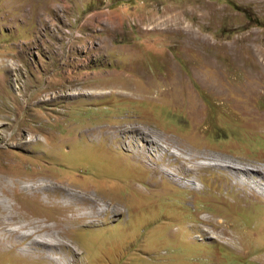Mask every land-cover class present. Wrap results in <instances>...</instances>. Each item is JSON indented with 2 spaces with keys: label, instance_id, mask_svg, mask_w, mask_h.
Segmentation results:
<instances>
[{
  "label": "rangeland",
  "instance_id": "1",
  "mask_svg": "<svg viewBox=\"0 0 264 264\" xmlns=\"http://www.w3.org/2000/svg\"><path fill=\"white\" fill-rule=\"evenodd\" d=\"M0 129L14 213L65 215L21 190L37 174L119 207L44 257L0 234V264H264L261 186L207 157L167 175L145 140L264 169V0H0Z\"/></svg>",
  "mask_w": 264,
  "mask_h": 264
},
{
  "label": "bare ground",
  "instance_id": "2",
  "mask_svg": "<svg viewBox=\"0 0 264 264\" xmlns=\"http://www.w3.org/2000/svg\"><path fill=\"white\" fill-rule=\"evenodd\" d=\"M11 62L15 63V61L13 60ZM1 130L2 129H0V132ZM122 130L127 133L138 132V129L136 128L129 129L125 127ZM28 135H31L30 131L28 132ZM162 137L159 138L154 133V136L150 135V139L146 138L145 140L147 141V146L149 150L153 147H157V149L163 151L159 155L160 157L163 158L164 157L163 155L168 157L169 156L174 157L173 162L169 161L167 163V166H169V168L171 167V170L167 171L162 169L161 167L163 173H166L167 175H171V176L181 175L182 178H185L186 176H190L191 173L195 172V168L199 167V165L204 167L213 166L217 168H222L225 171H229L232 175L236 176L238 178L236 183L238 184L247 185L250 183L252 184V182H254L256 187L261 186V189L264 191L263 167L261 166L253 167L247 164L242 165V163L237 164V162H231V159H229L230 161L229 162L227 160L228 158L226 159V157H222L219 155L218 156L210 155L209 153L204 154L193 151L187 152L185 150L179 152L178 149H181V146H183L184 144L182 145V143L180 144L178 143L176 145L174 140H173L174 143H172L170 141L171 139L169 140V138H162ZM169 146L172 147L175 146V148L172 150L171 147ZM200 157H207L212 159L213 161L209 163L203 162L202 164H199L201 162L196 163L195 160ZM161 161H163V159ZM162 163L165 164V161H163ZM177 164H180L181 167L180 168L177 167L176 166ZM256 176H259V178L260 176L263 177L260 178L259 180L257 179H254L253 181H250L251 179L249 180L250 177H256ZM19 180H23V184L21 185V190H23L25 194L34 195V194L42 193L43 196L41 198V202H45L53 207L56 206L63 207L66 210L65 215L62 218H58V219L56 217L52 218L50 216L43 218L40 217L34 218L32 217V215L23 217L22 215L17 214L19 211L14 213L15 209L20 208V206L16 208L14 205H16L18 202L20 204L21 199H19L18 202H16L13 205L10 203L9 201V199H11L10 197L11 192L9 191L11 187L10 183H7L4 180V176L0 174V190L3 191V192L0 191V234L2 235L1 240L3 241L4 244L6 243L11 247L13 246L14 247L20 246V248L22 247L25 253L31 254L33 252H38V254L41 257L42 256L44 257V255L50 250L54 253L55 252L58 253L59 250L62 251L66 248L64 241L61 240V238L63 239L67 236L66 231L63 229L62 226L63 222H67L69 224L72 222L74 223L76 221L80 223L81 222L84 223V221L87 220L89 223H94L98 220V218H100L102 214H106L108 212H117L119 209L117 204L109 203L108 201L102 199L99 196H92L91 194H89V192H84V191L82 192V190L79 191L77 189H74L73 187H70L68 184H62V183L58 184L57 182L52 181L48 176H45L43 174L40 175L37 174L35 176L29 178H23ZM42 180H44V182ZM1 193L7 198H4L3 195H1ZM101 201L107 203V207L106 206L100 207ZM51 220H53L52 224H46ZM205 221H208L207 218L205 219ZM219 222L221 223L222 221ZM203 231L210 234L215 239H218L220 237L225 238V236H228L227 235L228 231L224 227H220V230L218 231H210L208 229H203ZM52 260H54L59 264L60 263L62 264L61 260L57 258H52ZM64 260L67 264L68 263L67 258H64Z\"/></svg>",
  "mask_w": 264,
  "mask_h": 264
},
{
  "label": "trees",
  "instance_id": "3",
  "mask_svg": "<svg viewBox=\"0 0 264 264\" xmlns=\"http://www.w3.org/2000/svg\"><path fill=\"white\" fill-rule=\"evenodd\" d=\"M247 17H248V15H247Z\"/></svg>",
  "mask_w": 264,
  "mask_h": 264
}]
</instances>
